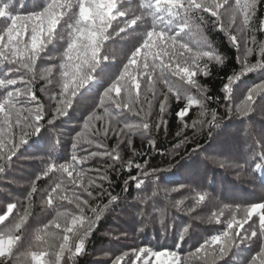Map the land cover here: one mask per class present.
Returning a JSON list of instances; mask_svg holds the SVG:
<instances>
[{
	"label": "trees",
	"instance_id": "trees-1",
	"mask_svg": "<svg viewBox=\"0 0 264 264\" xmlns=\"http://www.w3.org/2000/svg\"><path fill=\"white\" fill-rule=\"evenodd\" d=\"M241 2L244 3L245 0ZM8 3L10 10L24 15L36 10L41 0H23V6H21L22 0H8ZM122 3L129 11L130 17L133 13L139 14V0H122ZM197 19L202 20V23H196ZM234 19L235 23H233ZM261 19H264V0H258L253 29L259 26ZM191 21V32L185 31L184 40L194 49L199 46L202 50H208L207 45H211V50L221 55L223 62L207 61V58L200 61L202 66L207 63L210 73L207 76L200 74L196 77L205 92L198 91L179 78H171L166 85L158 75L155 84L156 96L153 97L151 92L146 90L142 92V96L146 94L152 101L151 107L145 103L144 113L147 114L145 118L150 123V134L156 140L158 150L153 151L145 136L139 133L131 135L132 146L129 147L127 139L130 134L124 129V124L125 122L134 124L139 121V117L130 113H118L115 119L106 116L102 122L92 121L96 127L104 123L117 133L124 129L119 136L109 132L107 138L104 136L95 138L104 145L99 149L100 151L115 150V153L122 158L123 165L129 160L134 164L143 165L147 160L150 167L167 169L172 165V169L164 173L159 181L149 177L141 189H136L134 182L130 181L126 194L122 193V189L129 172L120 162L115 163V168L119 171L108 169L111 185L105 182L104 187L113 195L120 193L122 198L109 205L102 213L101 220L86 239L85 251L79 257H73L75 264H112L116 256L140 246H151L153 249L167 248L177 252L184 264H197L190 255L196 247L212 235L222 233L227 221L233 215L237 220H241L245 209L252 203L264 202V156H261V146L264 147V93L257 90V102L246 116L235 111L236 105L244 107V97L249 89L264 81V68L243 75L230 85L231 92H225L223 88L224 84L228 83L229 76L238 74L242 70L241 63L237 62V56L243 57L245 40L248 47L255 48L253 55L248 57L250 64H254L259 58V44L264 42V33L244 28L242 15L236 10L235 0H231L229 6L221 9L218 20L209 13L202 15L197 13ZM67 23L72 21L67 20ZM217 24H222L224 30L218 31ZM142 34L143 29H137L135 32L129 30L127 34L122 33L120 36L114 35L105 48L109 61L98 67L97 78L81 91L69 114L61 117L53 126L42 127L39 134L31 137L19 149L10 164H4L5 171L0 173V214L6 210L8 203H15L17 207L10 215L7 227L0 230L15 233L17 231L15 224L21 223V217H25L19 233L22 240L14 249L15 264H33L30 253L40 250L50 253L45 258L46 264L54 261L55 257L51 253L59 250L63 233L52 227V224L59 219L63 225L64 218L58 217V213L71 212L74 206L60 200L56 201L59 207L47 204V195L51 187L61 179L66 180V175L54 173L39 181L36 180V176L41 169L53 161L63 163L70 161L73 154H86L74 153L72 144L76 142L83 145V140L88 135L84 130V120L94 111L95 105L99 102V93L103 91L106 83L119 74L127 56L130 55L131 50H134ZM67 35V24H65L54 43L48 46L41 59L37 61L34 72L26 73L25 76L26 79H34L35 92L49 111L54 110V105L48 99L51 92L42 91L43 88L50 87L45 79L47 75L45 70L54 65L58 67ZM229 35H234L239 40V53L229 39ZM253 35L256 38L255 43L252 40ZM196 42H199V45ZM190 56L191 54L185 53L184 57L180 58L181 63L190 60ZM6 72L7 68L0 66V78H3ZM57 79H59L58 73ZM19 86L23 87V85ZM169 87L182 91L183 100L179 104L175 96L169 93ZM53 90L58 91V88ZM189 95L201 100H204L205 96L212 97L211 100H204V110L207 113L216 111L219 126L212 130L211 136L206 125L203 128L198 125L196 130L190 127L185 129L189 142L182 145L178 150L179 155H176L173 153V145L182 138L176 136L182 125L175 113L184 106ZM225 95L229 96V101L224 99ZM165 96H168V108L163 119L167 121V125H161L157 129L156 124L161 119L159 103ZM229 103L233 108L231 114L228 112ZM201 110L198 104L192 105L186 117L189 125L193 120L205 119L200 116ZM95 112L96 115H102L103 109H95ZM207 118L210 119V115ZM77 133H80V136H77ZM83 146L87 147V145ZM133 149L145 154L133 155ZM193 149H196V152H193ZM90 150L97 149L93 145ZM229 157L244 164V167H237L233 163L221 167V163ZM178 160L180 162L176 164ZM112 163L111 157H96L83 167L104 170ZM258 164L261 166L257 167ZM138 171L133 167L131 174L135 175ZM33 187L36 189L35 192H32ZM173 189L179 190L173 191ZM30 192H32L31 196ZM198 193L205 194L203 202L197 203ZM108 199L105 195L92 204L103 207L108 204ZM221 212L222 222L217 223L213 213L219 216ZM253 219L258 224V217ZM162 220L165 226L174 224L175 227H168L165 232L161 224ZM185 228L187 231L184 232V239L180 241V233ZM244 230L250 233L248 224L241 229L242 232ZM252 248L258 250L255 244ZM253 249H243L239 252L233 249L235 255L226 257V264H247L254 254ZM199 255L201 257L199 264H205L204 250ZM208 259L210 260L211 257L209 256ZM66 260H68L67 254L62 258L61 264ZM69 264H72V261H69Z\"/></svg>",
	"mask_w": 264,
	"mask_h": 264
},
{
	"label": "snow or ice",
	"instance_id": "snow-or-ice-1",
	"mask_svg": "<svg viewBox=\"0 0 264 264\" xmlns=\"http://www.w3.org/2000/svg\"><path fill=\"white\" fill-rule=\"evenodd\" d=\"M230 3L231 0H139V14L133 13L130 17L129 11L123 7L122 0H41L36 10L24 15L10 10L8 0H0V66L7 68L3 78H0V162H3L0 163V173L5 171L4 164H10L19 149L31 137L39 134L42 127L53 126L61 117L69 114L81 91L97 78L98 67L109 61L105 48L113 36L127 34L129 30L135 32L137 29H143L140 40L127 56L119 74L108 81L103 91L99 93V102L95 105V109H103V114L96 115L94 109L84 120V130L88 135L83 140V145L87 147L76 142L72 144L74 153L86 154H73L70 161L63 163L53 161L41 169L36 176V180L39 181L54 173L66 175V180L61 179L55 183L54 187H51L47 195V204L59 207L56 201L60 200L74 206L71 212L58 213V217L64 218L63 225L59 219L52 224V227L59 229L63 235L59 250L51 253L55 257L51 264H61L66 254L68 260L64 261V264H69V261L75 264L73 257L85 251L86 239L101 220L102 213L109 205L122 198L120 193L113 195L104 187L105 182L111 185L108 169L119 171L115 168L116 162H120L129 172L122 189V193L125 194L129 190L130 181L134 182L136 189H141L149 177L159 181L164 173L171 171L172 165L167 169L150 167L147 160L143 165L134 164L132 160L123 165L122 158L115 153V150L100 151L99 149L104 145L95 138L99 136L107 138L109 132L119 136L124 129H127L130 134L127 139L129 147L132 146L131 135L139 133L145 136L153 151L158 150L156 140L150 134V123L145 118L147 114L144 113L145 103L151 107L152 101L146 94L142 96V92L146 90L151 92L153 97L156 96L157 75L166 85L171 78H179L187 85L197 88L198 91H206L196 79L200 74L205 76L210 74L207 63L202 66L200 61L207 58V61L215 60L217 63H222V56L213 52L211 45H207L208 50H202L199 46L194 49L183 37L186 30L191 32V18L196 17L197 13L201 15L209 13L211 17L218 20L221 9L229 6ZM257 4L258 0H245L244 3L241 0H235L236 10H239L242 15L244 28L264 33V19L259 21L257 28H252ZM21 6H23V0ZM67 20H71L72 23H67ZM195 22L202 23V20L197 19ZM65 24H67L68 35L61 62L58 67L54 65L45 70L47 73L45 79L50 87H45L42 91L51 92L48 99L54 105V110L49 111L35 92L34 79H26L25 76L26 73L34 72L37 61L41 59L48 46L54 43ZM216 27L218 31L224 30L222 24H217ZM229 39L239 53L240 42L237 37L229 35ZM255 39L253 35L254 43ZM196 43L199 45V42ZM254 52L255 48L248 47L245 40L243 57L237 56V62L241 63L242 70L228 77V83L223 86L225 92H231L230 85L246 73L264 68V42L259 44V58L254 64H250L248 57ZM185 53L191 54L190 60H184L181 63L180 58L184 57ZM57 73L59 79H57ZM57 88L58 91L53 90ZM258 89L260 93H264V81L249 89L244 97V107L236 105L237 114L245 116L248 114L257 102ZM168 91L175 96L178 104L183 100L181 90L169 87ZM211 99V96L204 98V100ZM224 99L229 101V96L225 95ZM204 100L189 95L184 106L176 111L175 116L182 125L176 133L177 137L182 138L173 145V153L176 155H179L180 147L189 142L185 129L190 127L196 130L198 125L201 128L206 125L208 134L211 136L212 130L219 126L216 111L207 113L204 110ZM194 104L200 106L202 109L200 116L205 119L193 120L189 125L186 117ZM167 108L168 96H165L159 103L161 119L156 124L157 129L161 125H167V121L163 119ZM125 112L139 117V121L134 124L125 122L124 129H121L119 133L104 123H101L99 127L92 124L93 120L102 122L106 116L115 119L116 114ZM228 112L230 114L233 112L231 103L228 105ZM208 115L210 119L207 118ZM49 116L51 118H48ZM77 136H80V133H77ZM93 145L97 150H90ZM193 152H196V149H193ZM144 154L133 149V155ZM261 156H264L262 146ZM96 157H111L113 163L104 170L83 167L89 160ZM181 160H183L182 156ZM179 162V160L176 161V164ZM228 163L244 167V164L230 157L221 163V167ZM260 166L257 165V167ZM133 167L139 170L135 175L131 174ZM178 190L173 189V191ZM35 191L33 187L32 192ZM32 192L29 193L30 196ZM105 195L109 198L108 204L103 207L99 204L93 206V201L101 200ZM204 200L205 194L198 193L197 203ZM16 207L15 203L7 204L6 210L0 214V229L7 227L9 217ZM213 216H216L217 223L222 222L220 220V216H223L222 212L219 216L213 213ZM254 217H258V224ZM24 219L25 217H21V223L15 224L17 230L15 233L0 230V264H15L14 249L22 240L19 233ZM249 221H251L250 224ZM161 224L165 232L168 227H175L174 224L165 226L163 220ZM245 224H248L251 229L250 233L247 230L241 231ZM140 230L143 231V229ZM186 231L187 228L180 233V241H183ZM253 244L258 250L252 248ZM176 246L178 248L179 243ZM233 249L238 252L243 249H253L254 254L251 255L247 264H264V202L252 203L245 209L241 220H237L233 215L227 221L222 233L204 240L190 255L199 264L201 259L199 254L204 250L205 264H219V262L226 264L225 258L235 255ZM49 255L50 253L44 250L30 253L33 264H46L45 258ZM112 264H184V261L177 252L170 249L140 246L116 256Z\"/></svg>",
	"mask_w": 264,
	"mask_h": 264
},
{
	"label": "water",
	"instance_id": "water-1",
	"mask_svg": "<svg viewBox=\"0 0 264 264\" xmlns=\"http://www.w3.org/2000/svg\"><path fill=\"white\" fill-rule=\"evenodd\" d=\"M80 256V254L79 255H76V257H79Z\"/></svg>",
	"mask_w": 264,
	"mask_h": 264
}]
</instances>
